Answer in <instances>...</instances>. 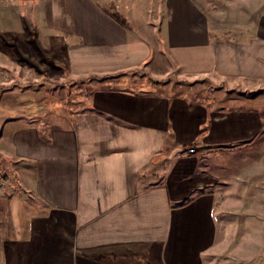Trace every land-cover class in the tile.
<instances>
[{
    "label": "crops",
    "instance_id": "0c3cea01",
    "mask_svg": "<svg viewBox=\"0 0 264 264\" xmlns=\"http://www.w3.org/2000/svg\"><path fill=\"white\" fill-rule=\"evenodd\" d=\"M206 2L0 0V34L34 30L49 56L25 79L88 85L45 121L37 91L9 78L3 154L26 165L33 200L0 185V264H215L264 183V115L234 107L264 87V13L215 26ZM133 71L153 84L110 82ZM207 83L248 93L206 96Z\"/></svg>",
    "mask_w": 264,
    "mask_h": 264
},
{
    "label": "rangeland",
    "instance_id": "374dc122",
    "mask_svg": "<svg viewBox=\"0 0 264 264\" xmlns=\"http://www.w3.org/2000/svg\"><path fill=\"white\" fill-rule=\"evenodd\" d=\"M198 1L201 3L207 1L206 3L214 12L211 14L214 17L215 26L235 28L241 25H248L251 22L252 13L254 12L247 11L248 8L252 10L255 9L256 20H258L259 15L264 13V0ZM243 9L246 10L243 11ZM24 22L27 29H29L30 26L34 27V19H32V17H29V19L27 18ZM29 34L30 35L24 33L0 34V48H3L0 52L5 53H2L3 57L6 61L7 67L10 66L9 68L11 69L9 70V74L6 73L7 77H4L3 84H0V93L3 91L2 94H0V173L5 174V176L0 175V185L15 187L16 199H32V197H30L32 195L28 194L30 184L24 174L27 173L26 165L19 163L15 164L3 154L6 150H9V145L4 138V127L2 126H5L9 122H14V114H5L4 110L8 101L2 98V95L6 92L5 90L14 87L15 83L13 81L11 82L10 79L17 74L16 76L19 77L17 80V86H19L20 89L24 90L28 87L37 91L34 98L30 99L39 103L41 100L44 105H46L47 113L42 117L45 121H50L53 115H58L62 110L61 105H64L65 108H69L73 104V106H75L76 103L73 102H78L77 96H79L81 92L83 93L87 90L88 86L87 84L80 82L72 83L71 79L66 76L64 77L61 74L56 75L55 69H50L53 73V78L46 75L45 72H41L40 75L35 74L33 77L28 75L29 77L25 79L24 76L29 68L26 66L27 64L35 65V67H39L44 71H46V69L48 70L47 66L43 65L44 63L41 60L44 56H48L46 54L42 55L43 53H46V51H41L40 49L35 48L38 45H41L39 44L41 41L39 34H35L34 30ZM30 43H33L34 45H30ZM8 45L12 47L8 48ZM9 68H7V70ZM123 81L132 85L131 88L136 90H138L141 85L148 88L153 84L149 83L151 82V79L149 76L145 75L143 71H133V73H127L125 76H116L110 82L115 85L116 83ZM204 86H206L203 87V92L205 94L207 91V93L209 92V95H212V93L210 94V90H212L214 97L218 96L220 98L228 97V92L231 96L233 95L235 99L239 98L240 95L245 97L248 93V91H246L247 88H245V91H242L241 89L235 88L228 89L224 85L218 86L217 88L213 87L211 84ZM176 89L178 92L185 91L183 88L176 87ZM197 89L199 90L200 88ZM252 90L254 91H251L253 93H248L249 96H252V100H250L248 104L247 102H238L234 107L251 108L264 115V87L256 86V88H253ZM207 95L208 94H206V96ZM14 100L20 103L22 96ZM229 103L236 104L235 101ZM262 152L261 149L256 148V160L262 156ZM6 180H9V182ZM248 198H250L251 202L255 204V207L249 209L250 211L242 210L234 212L237 214L234 218L238 219V221L240 220V223H238V226L236 225L233 227L232 235L230 236L231 239L225 241L222 246L223 248L220 249L219 247L216 251L215 264H264V183L261 184L257 181L254 194H250Z\"/></svg>",
    "mask_w": 264,
    "mask_h": 264
},
{
    "label": "built area",
    "instance_id": "2783aa9c",
    "mask_svg": "<svg viewBox=\"0 0 264 264\" xmlns=\"http://www.w3.org/2000/svg\"><path fill=\"white\" fill-rule=\"evenodd\" d=\"M194 152H195V150H194V149H191V150H190V153H194Z\"/></svg>",
    "mask_w": 264,
    "mask_h": 264
}]
</instances>
